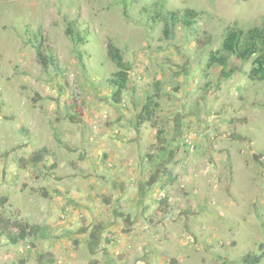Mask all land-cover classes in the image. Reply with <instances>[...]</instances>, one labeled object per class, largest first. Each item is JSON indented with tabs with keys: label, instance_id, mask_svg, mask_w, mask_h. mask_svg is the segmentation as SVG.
<instances>
[{
	"label": "rangeland",
	"instance_id": "1",
	"mask_svg": "<svg viewBox=\"0 0 264 264\" xmlns=\"http://www.w3.org/2000/svg\"><path fill=\"white\" fill-rule=\"evenodd\" d=\"M263 22L264 0H0V214L42 226L0 234V264H264V81L210 64ZM108 39L131 63L120 101ZM157 82L164 150L138 118Z\"/></svg>",
	"mask_w": 264,
	"mask_h": 264
},
{
	"label": "trees",
	"instance_id": "2",
	"mask_svg": "<svg viewBox=\"0 0 264 264\" xmlns=\"http://www.w3.org/2000/svg\"><path fill=\"white\" fill-rule=\"evenodd\" d=\"M164 28V36L171 39L175 36V28L179 23H183L185 26H192L193 17L190 11H185L183 14L177 11H167L161 16ZM66 33L73 37L83 40L77 31L76 21L69 22ZM108 53L112 61L118 66L119 70L115 76L109 80V82L115 87L114 97L116 101H120L123 91L128 87L129 71L131 69V63L124 59L122 50L113 42L112 39H108ZM222 51L227 54H222ZM234 54L238 58L243 60L252 59V66L250 68L249 76L253 80L264 81V22L261 25H257L247 31L239 27L229 26L224 35L222 48L211 52L210 64L218 63L223 67L227 66L229 55ZM38 55L42 58L43 63H48V60L53 61L52 58L41 54L38 47ZM225 77H229L232 73V69L224 71ZM157 91L146 97L140 112L139 123L143 124L150 122L153 127L157 128L159 143L162 144L161 150L165 149V142L167 141L163 135V128L158 127L159 120L157 113L160 107L161 84L157 82ZM35 161H39V158L32 156ZM8 201L7 196H0V204H4ZM42 226L39 224H28L22 221L12 220L3 214H0V234L8 238L11 243L17 244L26 240L30 235L35 234V231H40ZM45 257V254L41 258ZM262 254L249 253L243 258L242 264H259L262 260ZM42 260V259H41Z\"/></svg>",
	"mask_w": 264,
	"mask_h": 264
}]
</instances>
